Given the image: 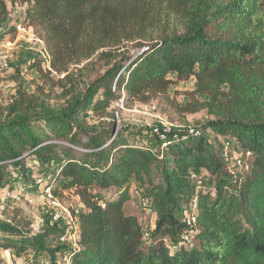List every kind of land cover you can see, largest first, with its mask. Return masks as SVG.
Instances as JSON below:
<instances>
[{"label":"trees","instance_id":"trees-1","mask_svg":"<svg viewBox=\"0 0 264 264\" xmlns=\"http://www.w3.org/2000/svg\"><path fill=\"white\" fill-rule=\"evenodd\" d=\"M157 2L178 17L180 31H148L160 14ZM15 6L23 7V19L10 25ZM19 25L44 44L49 60L42 75L58 77L52 85L64 101L53 105L43 86L28 92L18 85L0 106V187L7 184L5 166L25 177L26 160L38 161L54 169L52 193L72 191L81 210L75 244L57 240L67 226L48 215L40 231L33 220L0 219V250L31 251L29 264H264L260 0H0V39ZM135 38L138 48L127 56L121 42ZM93 56L103 61L93 78L84 82L68 71ZM190 77L197 86L181 106L168 90ZM120 98L164 99L180 114L206 109L213 118L191 132L144 137L115 124L109 108ZM230 139L242 155L226 147ZM238 158L242 173L232 168ZM133 181L149 188L156 215L149 234L124 212ZM192 211L195 221L188 225L184 217Z\"/></svg>","mask_w":264,"mask_h":264},{"label":"rangeland","instance_id":"rangeland-1","mask_svg":"<svg viewBox=\"0 0 264 264\" xmlns=\"http://www.w3.org/2000/svg\"><path fill=\"white\" fill-rule=\"evenodd\" d=\"M261 2V13L264 17V0ZM160 8V14L157 15V21L154 26L148 29L153 30V36L162 32L171 33L172 30L180 31L181 25L178 24V17L173 12L166 13L163 4L156 3ZM23 19V7L15 6L11 9L7 20L10 25L19 24ZM2 38V37H1ZM3 38L11 39L14 42V47L11 50L9 66L7 69L0 71V106L7 104L15 93L16 87L21 85L23 89L28 92L36 90L37 86H43L46 94L45 99L53 105L62 104L64 99L61 97L62 91L59 86L52 85V82H57L58 77L54 75H47L50 80L43 77V73L47 72L49 56L46 54L44 44L39 42L33 30L26 28L24 32L16 31ZM139 38L130 41L121 42V50L126 52V55H133L137 50V41ZM145 42L146 41H142ZM123 43V44H122ZM39 66V67H37ZM103 61L98 60L96 56L84 60L80 64H71L68 68L69 72L75 73V76L80 80L88 81L93 78L98 71L101 70ZM40 69V70H39ZM62 77V76H61ZM60 77V78H61ZM197 86L196 79L190 77L188 80H183L172 85L168 90V96L179 105H184L188 101L186 93L195 90ZM223 90L227 87L222 86ZM197 100H206L205 95H197ZM109 110L115 119V124L121 127L129 128L132 134H142L144 137L146 132H153L157 129L158 133H174L176 136L178 132L190 129L197 126H202L205 122L213 118L206 109H202L192 114H180L164 99H155L143 104L138 102H123V98L116 100ZM96 121V118L91 117L89 121ZM203 138H208L205 135ZM155 142L147 145L149 149H153ZM233 153L240 154L237 144L230 139L226 145ZM29 168L27 176L22 177L21 174L13 169L11 166H5L4 176L7 179V184L0 187V219L16 220L21 222H28L33 220L35 231L42 230L45 220L52 211L47 205V201L43 193L36 187L37 177H44L46 181L53 175V167L44 169L40 166L38 161L31 163L26 160ZM233 170L237 173H242L244 170L237 163L232 164ZM246 168V167H245ZM154 182H158L161 178L158 167L153 169ZM205 176V173L201 175ZM199 187L204 188V181L200 179ZM11 191L10 196H5L4 192ZM149 188L147 184H140L136 181L132 182L130 188V199L124 205V212L126 214L136 216L144 232L150 233L154 228L156 222V215L153 208L148 203ZM57 197V196H56ZM60 201V224L58 226L72 227L75 210H81V204L76 195L72 191L61 192L57 197ZM75 218L77 215L75 214ZM43 222V224H41ZM74 227L77 228L76 222ZM45 225V224H44ZM77 230H69L68 234H75ZM144 233V234H145ZM144 242L148 241V237L143 238ZM166 243L170 244V239H166ZM3 264H29L30 258L33 256L32 252H27L18 255L14 251L6 253L3 250Z\"/></svg>","mask_w":264,"mask_h":264},{"label":"built area","instance_id":"built-area-1","mask_svg":"<svg viewBox=\"0 0 264 264\" xmlns=\"http://www.w3.org/2000/svg\"><path fill=\"white\" fill-rule=\"evenodd\" d=\"M17 31L18 32H24L25 28L22 26H17ZM14 47V42L11 39H7V38H2L0 39V71L6 69L8 67L9 64V60H10V56H11V50ZM115 86V81L113 83V87ZM153 131L158 135V137L160 139H164V135L163 133H158L157 129H153ZM190 132L192 131L191 129L189 130ZM194 134L198 135L199 132H195ZM228 143H226L225 145H227ZM227 147V146H226ZM237 163V165L241 166L242 165V161L241 159H236L235 161ZM191 178H193L196 182V186L199 187L198 183L200 182V179H196V176L194 174L191 175ZM36 186L37 188L43 193V195L46 198L47 201V205L48 207H50L52 209V211L49 213V216L51 217L50 222H57L60 220V211H58V209L60 210L61 206H60V201L59 199L52 193L51 190V184L48 183V181L45 180L44 177H37L36 180ZM12 193L10 190H7L4 192L5 196H10ZM192 207H194V205H192ZM75 214L77 215L78 212L77 210H75V213L73 216H75ZM185 223L188 225H192L195 221V216H194V212H189L188 214L185 215L184 217ZM41 224H43V222H41ZM69 231H65L63 234H61L60 236H58L57 240L61 243H71V244H75L76 243V238H77V233L75 234H68ZM144 236H147V234H145ZM6 253H8V251H5Z\"/></svg>","mask_w":264,"mask_h":264},{"label":"crops","instance_id":"crops-1","mask_svg":"<svg viewBox=\"0 0 264 264\" xmlns=\"http://www.w3.org/2000/svg\"><path fill=\"white\" fill-rule=\"evenodd\" d=\"M72 220H73V224H72L73 226L72 227L70 226L68 228L66 227L65 230H67V231H69V230L74 231L75 229L77 230V228L74 227V224H75L74 222H76V225H77V218H75V216H74V218H72Z\"/></svg>","mask_w":264,"mask_h":264}]
</instances>
